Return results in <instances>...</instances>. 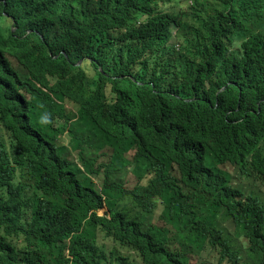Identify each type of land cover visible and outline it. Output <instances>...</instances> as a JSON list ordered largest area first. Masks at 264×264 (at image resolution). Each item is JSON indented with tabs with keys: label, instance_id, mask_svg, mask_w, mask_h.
I'll list each match as a JSON object with an SVG mask.
<instances>
[{
	"label": "trees",
	"instance_id": "16d2710c",
	"mask_svg": "<svg viewBox=\"0 0 264 264\" xmlns=\"http://www.w3.org/2000/svg\"><path fill=\"white\" fill-rule=\"evenodd\" d=\"M186 2L0 0V264H178L208 243L218 261L243 264L214 225L217 211L250 237L244 264H264V200L218 168L264 179V0H192L190 11ZM9 57L32 77L20 82L27 74ZM22 95L49 108L32 117L29 107L31 129ZM165 114L185 142L148 147ZM55 115L76 116L72 150L83 164L104 163L101 190L78 177L70 153L41 152ZM103 195L109 207L130 198L141 218L110 209L96 226L87 213ZM159 204L161 217L175 213L190 230L148 222ZM204 207L216 209L206 223ZM69 236L71 258L60 245ZM175 236L190 241L185 251Z\"/></svg>",
	"mask_w": 264,
	"mask_h": 264
},
{
	"label": "clouds",
	"instance_id": "9594fccd",
	"mask_svg": "<svg viewBox=\"0 0 264 264\" xmlns=\"http://www.w3.org/2000/svg\"><path fill=\"white\" fill-rule=\"evenodd\" d=\"M192 1V0H191ZM190 1V4H191ZM10 60V64L11 66H15L16 68L20 71H22L24 74V78L18 79L20 82L24 83L25 81H27L28 79H30L32 77L31 74L26 72V68L24 67L23 63L20 61H18L16 58L14 57H9ZM80 61H78V63H80ZM89 74H91V71L88 72ZM17 79V78H14ZM11 87H16L17 85H11L9 84ZM39 87L43 90H45L44 87H42L39 84ZM18 99L20 101H22L25 105V103L28 104V107H26V113L24 118L26 119V122L29 126V128H34V126H31L28 122V116H27V112L29 107L31 106L32 108H30V115L32 117H35L39 114L45 113L46 111L49 110L48 107L43 106L39 103V98L37 97H30V96H19ZM109 99V98H108ZM57 103H61L58 99H56ZM64 106L74 115H76V108L72 107L69 104L64 103ZM162 123L161 125L158 127L156 125V127H158L156 129V131L153 133V138L150 140L149 146L148 147H161V146H165V145H176V144H182L185 142L184 139V131L183 128H181L179 126V122H175L174 117L172 119H167L166 118V114L162 115ZM76 116L72 117V118H68L67 120H64L62 118H60L58 115L54 116V119L50 122V124L53 126V130H49L48 135L46 136V139L43 141H37L39 148L41 150V152L46 156V157H50L52 156H59L62 155L64 153H70L69 154V158L71 159L70 161L72 163H74V165L80 169L81 173L78 175L79 178L81 177H86L89 176L91 177V179L93 180L94 184L96 185V187L101 190L102 186H101V179L105 176L103 174L104 172V167L100 166L99 164H104V163H98L93 162V163H89V164H83L81 161V154H78L77 151H73L72 148H74L75 146H77V135L74 132V130L72 129L71 125L76 121ZM41 123H48V122H44L43 120H39ZM66 137V143H62L61 142V138ZM147 147V148H148ZM186 148V147H185ZM82 155H84L85 157H88L89 155L87 154L86 151L82 152ZM202 166L204 167V169H206V162H201ZM211 166H215L213 164V160L211 158ZM218 168H220L221 170H226L230 176H231V182L235 185L240 187L245 194L251 193L248 192L245 187L240 186L239 184V176H242L244 174L239 175V172H236L238 170L233 169L232 164L230 163H219ZM231 167L233 169L234 172L229 171L226 167ZM217 167V166H216ZM99 171L98 174H95L94 171L97 170ZM151 170V166L145 167V174L149 173ZM250 170V169H248ZM123 175L125 173V170L122 171ZM249 175V174H248ZM255 176L262 182H264V179L259 176H257L255 174ZM157 186L162 187V188H175L174 184L171 181H160L158 183H156ZM255 193V192H252ZM256 194V193H255ZM259 196V195H258ZM260 197V196H259ZM125 199H129L128 202V207L121 203L122 201H124ZM261 199V197H260ZM110 199H108L106 197V195H103L102 197V203L99 206H94L91 209L88 210L87 213V217L90 218L92 216L96 226H100L102 220H106L108 218H110L111 216V210H119L120 212H122L123 214L129 215V216H133L138 218L140 217L141 214V209H139L138 207H136L134 205V203L132 202V200L130 198H124L121 201H117L116 204L112 207L108 206V202ZM168 198H166L165 200H163L165 203L168 202ZM262 200V199H261ZM163 207V205L159 204V206L157 207V209L154 211V213H151V220L148 222L151 223H155V224H160L162 225L164 222H168L171 223L175 226L179 227V223L181 221H184L187 226L188 229L190 230V225L188 224V222L183 219L182 217L178 216L175 213H169V215H166L165 217H161L160 216V210ZM128 209V210H126ZM216 209H209L208 207H204L200 212L202 215V222H208L205 221L204 218L207 215H211L214 216ZM219 211H217V213L215 214V218L217 219L215 221V227L221 229L219 227V223H220V218H221V213L222 211L219 213ZM227 217L228 219H230L233 223L234 221L228 217L224 212L223 215ZM235 224V223H234ZM236 227V225H235ZM237 228V227H236ZM222 230V229H221ZM223 233V237L225 239L228 240V245L230 247V249H233V251L237 252V259L239 260V263H246V262H250L252 260V256L250 254V237H247V235L241 231L239 228H237V230H235L234 234H235V238L232 237H228ZM189 240V239H188ZM13 243H15L17 246H21V240L20 239H16L13 238ZM190 242V241H189ZM186 239V241L183 240H178V236H175L174 238H172L170 243H173L174 245V249L178 250L180 247L182 248L183 251H185V249H187V243H189ZM203 242H205V239L203 240ZM175 243L178 244V247H175ZM192 243V242H191ZM190 244V243H189ZM60 245L63 247L64 252L66 254V256L69 258H71V246H72V242H71V236L64 238L63 241L60 243ZM109 245H114L116 248L120 249L122 252H128L129 256L138 259L137 254L138 253L135 249H133L130 246L127 245H121L118 242H113L111 240V243H109ZM192 245H199V241L196 239ZM158 246L160 245V242H158ZM203 246V244H202ZM201 246V247H202ZM213 247L208 243L204 249L201 248L200 250V258H193L192 256L189 257H185L183 255H177L175 256V260L177 261L178 264H200V262H203L205 264H210L209 263V259L208 258H204L203 253L204 251H212L215 254V257H217L218 259V253L215 250H212ZM132 254H136V256H132ZM187 255H194L193 252L187 254ZM195 256V255H194ZM137 262H139V260H136ZM219 263L225 262L222 259L221 261H218Z\"/></svg>",
	"mask_w": 264,
	"mask_h": 264
},
{
	"label": "rangeland",
	"instance_id": "374dc122",
	"mask_svg": "<svg viewBox=\"0 0 264 264\" xmlns=\"http://www.w3.org/2000/svg\"><path fill=\"white\" fill-rule=\"evenodd\" d=\"M190 1L191 0H187L186 3H183V7L187 11H190V8H189ZM169 42H171V39ZM110 99H112V97L109 94V99L107 100H110ZM61 142L66 143V137L61 138ZM226 168L229 171L234 172L231 167L228 166ZM239 184L240 186L245 187V189L248 192H255L257 195L261 197L262 200H264V182L260 181L255 176L254 173H250L249 175H245V176L244 175L239 176ZM128 202H129V199H125L121 203L125 204L128 207ZM219 227L222 229V231L224 232L226 236L235 238L234 232L235 230H237V228L235 227V224L230 219H228L225 216H222L220 218ZM132 256H136V254H132ZM203 256L204 258L209 259L210 264H226L225 262L219 263L217 257H215V254L212 251H204Z\"/></svg>",
	"mask_w": 264,
	"mask_h": 264
}]
</instances>
